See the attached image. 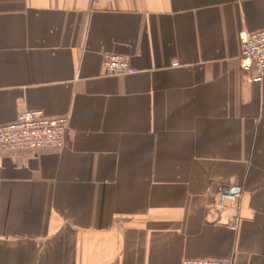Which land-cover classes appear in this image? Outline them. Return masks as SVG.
Segmentation results:
<instances>
[{
  "label": "crops",
  "instance_id": "0c3cea01",
  "mask_svg": "<svg viewBox=\"0 0 264 264\" xmlns=\"http://www.w3.org/2000/svg\"><path fill=\"white\" fill-rule=\"evenodd\" d=\"M262 29L264 0H0V125L68 120L60 153L0 152V264H264Z\"/></svg>",
  "mask_w": 264,
  "mask_h": 264
},
{
  "label": "built area",
  "instance_id": "2783aa9c",
  "mask_svg": "<svg viewBox=\"0 0 264 264\" xmlns=\"http://www.w3.org/2000/svg\"><path fill=\"white\" fill-rule=\"evenodd\" d=\"M242 55L240 66L249 77L261 81L264 77V29L256 33L240 35ZM106 75H133L138 72L129 60L120 55L108 54L103 59ZM68 120L65 117L49 118L43 111L25 110L7 125H0V152L39 153L42 151L62 152L66 148ZM243 192L221 191L217 208L223 211L231 204H238ZM235 229V227H233ZM183 264H234L232 260L186 259Z\"/></svg>",
  "mask_w": 264,
  "mask_h": 264
}]
</instances>
